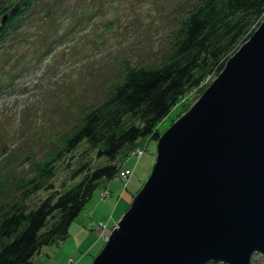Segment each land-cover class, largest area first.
<instances>
[{
  "label": "water",
  "instance_id": "water-1",
  "mask_svg": "<svg viewBox=\"0 0 264 264\" xmlns=\"http://www.w3.org/2000/svg\"><path fill=\"white\" fill-rule=\"evenodd\" d=\"M158 138L91 264H250L264 254V19Z\"/></svg>",
  "mask_w": 264,
  "mask_h": 264
},
{
  "label": "rangeland",
  "instance_id": "rangeland-1",
  "mask_svg": "<svg viewBox=\"0 0 264 264\" xmlns=\"http://www.w3.org/2000/svg\"><path fill=\"white\" fill-rule=\"evenodd\" d=\"M186 1L38 0L25 10L22 23L11 26L8 39L0 45V188L13 189L19 177L32 172L33 161L54 147L76 116L100 101L127 68L162 58L170 47L175 15ZM263 19L264 16L255 29ZM217 77L212 73L208 82L194 87L187 98L182 97L157 125L161 134L188 111ZM141 141L146 144L143 152L150 165L143 168L141 162L135 163L136 173L144 170L142 174L146 175L138 180L139 188L150 176L158 155V138L146 136ZM129 150L127 145L119 152L117 163L122 165L121 170L124 165L133 166L137 159ZM90 158L92 165L103 162L94 156ZM68 162L67 158L61 166L56 178L58 185L70 182L65 168ZM106 180L100 181L86 207L91 208ZM117 192L107 191L99 198L105 210L110 209ZM111 212L110 209L109 215ZM96 215L102 218L103 211L96 210ZM113 224L114 219L107 228L109 233ZM82 227L83 223L78 222L67 237L84 247L91 237ZM86 227L92 229L89 222ZM104 227V223L99 226ZM106 239L99 236L98 248L91 257L100 252ZM45 261L44 255H38L33 263ZM250 264H264V254L254 253Z\"/></svg>",
  "mask_w": 264,
  "mask_h": 264
},
{
  "label": "trees",
  "instance_id": "trees-1",
  "mask_svg": "<svg viewBox=\"0 0 264 264\" xmlns=\"http://www.w3.org/2000/svg\"><path fill=\"white\" fill-rule=\"evenodd\" d=\"M37 1L0 0V45ZM263 16L264 0L186 1L162 58L127 68L100 101L76 116L54 147L33 161L32 172L19 177L13 189L0 188V264H33L42 247L65 239L100 181L119 175V152L146 136L159 138V122L207 74L223 70ZM91 156L103 162L92 165ZM67 158L70 182L58 185Z\"/></svg>",
  "mask_w": 264,
  "mask_h": 264
},
{
  "label": "crops",
  "instance_id": "crops-1",
  "mask_svg": "<svg viewBox=\"0 0 264 264\" xmlns=\"http://www.w3.org/2000/svg\"><path fill=\"white\" fill-rule=\"evenodd\" d=\"M142 142V141H140ZM143 143V142H142ZM134 159V165H124L123 167L130 168L133 170L131 174L127 177V179L122 180L119 176L116 177V179H107L106 180V185L98 190V194L93 200L91 204V208L86 207L85 210H82L78 215L77 221L74 223H71L70 225V232L72 231V227H76L78 222L83 223V227L81 230L87 231V236H90L91 238L89 239L88 243L82 247V244L79 243L76 239H73V241H70V239L67 237V239L61 240L57 243L49 244L47 246L42 247L37 254H35L33 258V262L36 256L38 255H44L46 257L45 264H90L92 262L91 253L95 254L96 248H98L97 240L99 236L102 238L106 237L107 234H109V231H107V228L109 227L110 222L114 219L115 224L118 222L122 214L127 210L128 206L130 205L131 201L134 198V195L138 192L140 189L138 180H141V177H145L146 175L144 174V170H140L139 173H136L138 168H137V162H141L145 168L148 167L149 164V157L146 159L144 157V152L141 153V155H135ZM131 159V157H130ZM136 163V164H135ZM142 168V169H143ZM143 171V174H142ZM142 174V175H141ZM122 182L124 183V187L122 186ZM121 183V184H120ZM139 188V189H138ZM107 189L109 191V194L111 192H117V196L115 200L113 199L112 205L110 206V209L112 212L109 215V210H105L101 204L99 203V198L101 197V192L103 190ZM137 189L134 193V190ZM96 191V190H95ZM94 191V192H95ZM108 197V196H107ZM102 199V198H101ZM112 197L110 198V200ZM106 208V206H105ZM101 210L103 211V217L99 218L96 215V210ZM112 216V217H111ZM90 223L92 229H88L86 225ZM102 223L105 224V229L104 228H99V226L102 225ZM112 225V228L114 225ZM97 228V229H96ZM111 228V230H112ZM100 229V232L99 230ZM34 264V263H33Z\"/></svg>",
  "mask_w": 264,
  "mask_h": 264
},
{
  "label": "built area",
  "instance_id": "built-area-1",
  "mask_svg": "<svg viewBox=\"0 0 264 264\" xmlns=\"http://www.w3.org/2000/svg\"><path fill=\"white\" fill-rule=\"evenodd\" d=\"M212 77V73H209L207 74V77L204 79L203 82H208ZM195 88H192L190 90L187 91V93L184 95L185 98H187L188 96V93L193 91ZM183 96V97H184ZM146 149V144L142 143V142H138V144L136 145V147H134L131 151L132 154H135V155H139L141 152H143L144 150ZM133 172L132 169H129V168H126V169H122L121 172L119 173V177L123 180L127 179V177L129 176V174H131ZM107 189L103 190L101 192V196H105V194L107 193ZM102 226V225H101ZM108 236V234L106 235V237ZM56 264H59V263H56Z\"/></svg>",
  "mask_w": 264,
  "mask_h": 264
},
{
  "label": "bare ground",
  "instance_id": "bare-ground-1",
  "mask_svg": "<svg viewBox=\"0 0 264 264\" xmlns=\"http://www.w3.org/2000/svg\"><path fill=\"white\" fill-rule=\"evenodd\" d=\"M141 153H142V152H141ZM141 153H140L139 155H141ZM139 155H138V156H139ZM124 169H126V168H124Z\"/></svg>",
  "mask_w": 264,
  "mask_h": 264
}]
</instances>
